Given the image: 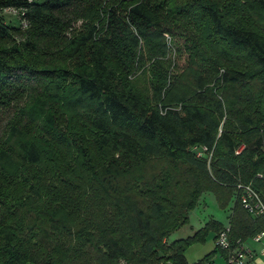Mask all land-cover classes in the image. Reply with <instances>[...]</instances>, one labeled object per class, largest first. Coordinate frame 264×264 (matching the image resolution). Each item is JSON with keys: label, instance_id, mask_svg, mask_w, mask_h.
I'll list each match as a JSON object with an SVG mask.
<instances>
[{"label": "trees", "instance_id": "1", "mask_svg": "<svg viewBox=\"0 0 264 264\" xmlns=\"http://www.w3.org/2000/svg\"><path fill=\"white\" fill-rule=\"evenodd\" d=\"M239 184L264 203V0H0V264H187L205 193L233 250Z\"/></svg>", "mask_w": 264, "mask_h": 264}, {"label": "rangeland", "instance_id": "2", "mask_svg": "<svg viewBox=\"0 0 264 264\" xmlns=\"http://www.w3.org/2000/svg\"><path fill=\"white\" fill-rule=\"evenodd\" d=\"M5 15L7 16V19L11 21V23H13L14 25H19V20L16 16H13V14L11 15L9 13H6ZM165 38L170 44L171 49L169 53L164 57V60H167L168 64L167 70L169 73L179 74L181 72V70L179 69L186 66V57L185 55L178 56V54L175 52V46H173V39L171 42L170 36H167ZM176 40L179 42L182 41L181 39L177 38ZM233 200L234 199H232L231 202L228 203V206H226L225 208H221L212 193H205L201 196L198 204L192 209V211H190L188 226L171 234L170 240L172 241L176 238L179 239L180 237H187L189 234H191L189 233L190 229L193 228V230H196L200 226H203L205 221L212 220L211 218L215 219L217 223H226V217L229 213V210L231 209V206L233 205ZM197 244L201 245L202 243Z\"/></svg>", "mask_w": 264, "mask_h": 264}, {"label": "crops", "instance_id": "3", "mask_svg": "<svg viewBox=\"0 0 264 264\" xmlns=\"http://www.w3.org/2000/svg\"><path fill=\"white\" fill-rule=\"evenodd\" d=\"M233 206L234 202L226 217V223H220L223 228H229V221L231 219L230 217L232 214ZM211 219L216 221L213 218ZM208 221L210 220L205 221L203 226H205ZM203 226H200L196 230H193V228L190 229L189 233L191 234H189L188 236L192 237L194 232L201 229ZM215 236V233H210L207 236L205 243L203 242L201 245H198L196 243L193 244V247H189L185 252L187 264H228L227 257L229 254L227 251L218 250V248L216 247L217 245H215ZM240 244V246L244 248L245 251H248V254L246 256L247 258L245 259V264H264V233L260 237L259 242L255 241L253 238H246V240L241 241Z\"/></svg>", "mask_w": 264, "mask_h": 264}, {"label": "built area", "instance_id": "4", "mask_svg": "<svg viewBox=\"0 0 264 264\" xmlns=\"http://www.w3.org/2000/svg\"><path fill=\"white\" fill-rule=\"evenodd\" d=\"M9 13L18 14L15 10H9ZM194 151L197 152V155H203L205 152L204 148H194ZM237 198L239 204L248 214L253 216H261L264 215V203L261 200L258 193L253 190L249 185H237ZM229 230L224 229L217 234L215 238V245L219 250L227 251L228 252V264H245V259L247 258L248 251L242 248L240 245L236 246L232 250V245L229 240ZM264 231L259 233L253 237V239L259 242L260 237L263 235ZM120 264H125L122 262Z\"/></svg>", "mask_w": 264, "mask_h": 264}]
</instances>
